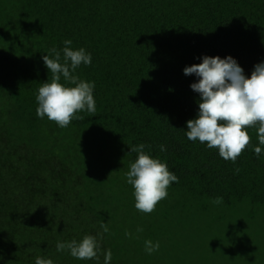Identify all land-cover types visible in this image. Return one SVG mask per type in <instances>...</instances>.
Here are the masks:
<instances>
[{
	"label": "trees",
	"instance_id": "16d2710c",
	"mask_svg": "<svg viewBox=\"0 0 264 264\" xmlns=\"http://www.w3.org/2000/svg\"><path fill=\"white\" fill-rule=\"evenodd\" d=\"M64 40L91 53L75 74L95 83L96 112L61 128L37 118L35 96L52 78L42 56ZM204 55L250 76L264 61V0H0V264H103L106 250L111 264H263L256 129L235 163L185 135L199 94L183 69ZM141 143L178 177L148 214L126 183ZM86 235L98 260L57 251ZM147 240L159 243L150 255Z\"/></svg>",
	"mask_w": 264,
	"mask_h": 264
},
{
	"label": "clouds",
	"instance_id": "9594fccd",
	"mask_svg": "<svg viewBox=\"0 0 264 264\" xmlns=\"http://www.w3.org/2000/svg\"><path fill=\"white\" fill-rule=\"evenodd\" d=\"M63 44L62 49L54 47L42 56L52 78L51 82L41 84L35 96L37 118L47 117L61 128L67 127L74 119H81L77 115L80 112L92 116L96 112L95 83L75 74L81 65H91V53L84 48L73 49L71 40H64ZM199 59V64L183 69L184 75L197 78L190 88L199 94L196 118L186 122L187 139L217 149L222 159L235 163L250 144L248 128H255L258 143L252 146V151L261 158L264 156V61L257 63L251 75L246 76L244 69L230 55L224 58L204 55ZM145 147L143 143L129 147L137 156L126 172V183L133 188L136 210L148 214L167 197L168 187L178 182V177L169 171L166 163L146 152ZM160 150L163 152L166 148L161 145ZM101 227L107 232L105 225ZM125 235L130 234L126 232ZM56 249L58 252L67 251L73 258L83 261L98 260L101 251L92 235L79 241H58ZM158 249V242L145 241V251L149 255ZM103 256V264H111V250L104 251ZM35 264L53 262L36 257Z\"/></svg>",
	"mask_w": 264,
	"mask_h": 264
},
{
	"label": "rangeland",
	"instance_id": "374dc122",
	"mask_svg": "<svg viewBox=\"0 0 264 264\" xmlns=\"http://www.w3.org/2000/svg\"><path fill=\"white\" fill-rule=\"evenodd\" d=\"M247 212L248 211L240 212L239 217L241 219H243V220L245 219V220L248 221L247 217L249 216V213H247ZM258 224L259 225H264V223H262L261 221L258 222ZM246 228H248V227H244V229H246ZM243 231H246V230H243ZM247 236L250 238L251 243H252V241H254V239H256V240L258 239V236L257 235H252V233H248ZM263 237H264V232H263ZM246 262H247L246 259L243 258V257L241 259H235V260H232L230 257H225L223 262H220V263H222V264H245ZM249 263L250 264H256V262L254 260L250 261ZM198 264H201V263H198ZM204 264H212V263L206 262ZM263 264H264V259H263Z\"/></svg>",
	"mask_w": 264,
	"mask_h": 264
}]
</instances>
